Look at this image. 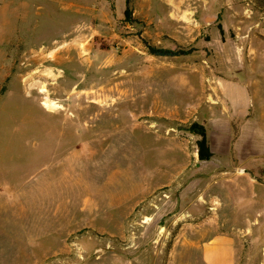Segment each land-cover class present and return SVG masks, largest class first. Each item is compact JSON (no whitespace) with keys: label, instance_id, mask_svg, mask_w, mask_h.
I'll return each instance as SVG.
<instances>
[{"label":"rangeland","instance_id":"1","mask_svg":"<svg viewBox=\"0 0 264 264\" xmlns=\"http://www.w3.org/2000/svg\"><path fill=\"white\" fill-rule=\"evenodd\" d=\"M262 101L264 0H0V264H264Z\"/></svg>","mask_w":264,"mask_h":264},{"label":"trees","instance_id":"2","mask_svg":"<svg viewBox=\"0 0 264 264\" xmlns=\"http://www.w3.org/2000/svg\"><path fill=\"white\" fill-rule=\"evenodd\" d=\"M126 2H128V0H126ZM145 44H146L148 53L155 57L175 58V57L189 56L194 52V49L192 48L171 50V49L157 48V47L148 45L147 43ZM200 136H202V139L198 142L199 160L208 161L212 157V154L209 152V149L206 145L205 135L203 131L200 133Z\"/></svg>","mask_w":264,"mask_h":264},{"label":"crops","instance_id":"3","mask_svg":"<svg viewBox=\"0 0 264 264\" xmlns=\"http://www.w3.org/2000/svg\"><path fill=\"white\" fill-rule=\"evenodd\" d=\"M262 102H264V101H262ZM239 103H240V102H239ZM240 104H243V103H240ZM210 252H211V251H206V252H205L206 262H208V263H211V262H210V258H209V254H210Z\"/></svg>","mask_w":264,"mask_h":264},{"label":"bare ground","instance_id":"4","mask_svg":"<svg viewBox=\"0 0 264 264\" xmlns=\"http://www.w3.org/2000/svg\"><path fill=\"white\" fill-rule=\"evenodd\" d=\"M43 107H45L46 109H50L51 105H50V103L43 102Z\"/></svg>","mask_w":264,"mask_h":264},{"label":"water","instance_id":"5","mask_svg":"<svg viewBox=\"0 0 264 264\" xmlns=\"http://www.w3.org/2000/svg\"><path fill=\"white\" fill-rule=\"evenodd\" d=\"M206 22L207 23H213V22H215V19H206Z\"/></svg>","mask_w":264,"mask_h":264}]
</instances>
